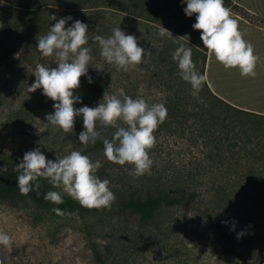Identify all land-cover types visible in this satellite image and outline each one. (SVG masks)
Segmentation results:
<instances>
[{"label": "trees", "instance_id": "16d2710c", "mask_svg": "<svg viewBox=\"0 0 264 264\" xmlns=\"http://www.w3.org/2000/svg\"><path fill=\"white\" fill-rule=\"evenodd\" d=\"M224 5L247 22L264 27V19L232 0H224ZM185 7L183 0H0V107L18 94L17 83L30 68L37 63L55 67V58L43 57L36 48V37L47 34L57 22L51 20L55 15L73 18L66 28L75 20L88 25L85 46L91 49L92 60L87 75L93 83L87 76L80 78L74 95L82 103L74 107H96L104 92L119 95L123 89L134 99L164 103L168 113L154 132L151 170L140 177L128 174L132 165L107 161L102 140L88 145L78 141L82 117L75 118L72 131L56 133L64 132L69 152L77 150L93 162L100 161L95 175L109 180L116 196L110 209L81 207L66 194H61L62 204L46 201L44 195L52 190L44 178L38 180L39 189L33 182V190L22 195L17 186L19 162L3 152L0 138V168H7L0 171V206L28 202L55 218L77 219L52 211L59 208L78 213L76 222L81 224L78 231L83 236L58 239V249L51 244L49 253L28 264H145L142 258L147 252L161 255L165 264H264V114L230 105L207 83L198 97L191 95L190 84L180 78L172 59L178 46L174 41L192 49L201 74H205L208 50L200 32L192 28L195 14L186 16ZM160 25L173 37H161ZM116 27L151 51L140 65L126 71L108 64L92 39L108 37ZM42 92L41 88L35 117L45 119L54 112V102ZM115 130L98 126L108 139ZM239 233L243 235L238 239ZM0 264H8L1 254Z\"/></svg>", "mask_w": 264, "mask_h": 264}, {"label": "clouds", "instance_id": "9594fccd", "mask_svg": "<svg viewBox=\"0 0 264 264\" xmlns=\"http://www.w3.org/2000/svg\"><path fill=\"white\" fill-rule=\"evenodd\" d=\"M186 16L195 14L196 22L192 24L194 30L200 32L203 48L215 57L225 69H238L241 76L255 77L256 64L259 59L254 54V46L244 39L239 29V22L233 18L231 9L225 7L224 0H183ZM71 16L59 18L51 16L57 21L50 26L45 35L36 37L37 51L43 57H54L55 67H48L41 63L35 65L34 82L29 86V92L37 89L52 100L54 112L47 114V122L63 130L65 133L74 128L75 118L82 117L83 131L78 135V141L83 145L95 144L97 140L103 142V155L107 161L124 166L132 165L129 175L140 177L150 172L153 160L149 152L155 146V130L167 118V108L164 103H148L144 98H132L123 89L119 95L104 92L96 107L87 105L76 108L74 104L82 103L74 90L80 87L82 76H87L88 83H93L88 76L89 63L92 60L91 49L86 47L88 25L75 20L69 27H65ZM161 37H173L172 33L159 26ZM181 38L185 36H180ZM98 42L101 57L117 69L128 70L143 62L144 56H150L151 51L138 46L134 35L126 34L120 27L112 29L108 37L96 35L92 38ZM178 44L172 54V59L178 65V75L191 86V95L198 97L199 92L207 83V74H201L192 59V49L184 43ZM122 97V98H121ZM122 122L125 126H120ZM100 128H115L111 139L102 136ZM101 167L100 161L93 162L89 156L73 150L54 161L47 159L37 147L27 151L22 161L16 164L17 186L22 195H27L40 188L38 180L47 179L53 188H61L63 193L77 201L81 207L87 209H110L116 200L110 190V181L101 180L95 173ZM0 171H7L6 167ZM46 201L62 204L63 198L58 191H48L44 195ZM52 211L58 216H75L78 213H65L59 208ZM243 233H239V239ZM11 237L0 230V245L10 247Z\"/></svg>", "mask_w": 264, "mask_h": 264}, {"label": "rangeland", "instance_id": "374dc122", "mask_svg": "<svg viewBox=\"0 0 264 264\" xmlns=\"http://www.w3.org/2000/svg\"><path fill=\"white\" fill-rule=\"evenodd\" d=\"M253 39L252 37L249 42L253 44L254 49H258L259 44ZM259 70L260 68H255V77H244L240 75L238 69H225L211 55L208 83L214 92L223 93L230 100L263 107L264 73ZM33 71L34 69L30 68L29 73L21 78L20 83H17L18 94L11 96L0 107L1 145L3 152L13 154L18 162L22 161L25 152L37 147L47 159L54 161L56 158L69 154L70 147L64 140V132L56 136L59 128L49 127L46 119L35 117L40 89L29 92V86L35 80ZM34 100L36 102L33 103ZM23 128L26 130L22 132ZM167 140L171 142L172 137ZM50 186L52 191L65 194L61 188H53L51 184ZM76 220L72 218L71 222H68L55 218L49 211L33 203L27 202L17 206L2 205L0 206V230L11 237L12 243L10 247L0 245V254L7 259L8 264H12V261H15V264L37 262L42 254L49 253L51 244H53L52 248H59L58 239L68 241L73 236H83L78 231L81 224ZM142 261L145 264H165L164 258L155 252H147Z\"/></svg>", "mask_w": 264, "mask_h": 264}, {"label": "crops", "instance_id": "0c3cea01", "mask_svg": "<svg viewBox=\"0 0 264 264\" xmlns=\"http://www.w3.org/2000/svg\"><path fill=\"white\" fill-rule=\"evenodd\" d=\"M232 2L238 6H241L251 14L255 15L256 17L264 19V0H232ZM232 15L233 18L238 20L239 29L243 33L245 37L244 39L246 41H249L252 40L253 37L254 42H257L259 44V48L254 49V54L259 57L256 67L258 69L260 68L259 71H263L264 73V27L251 24L246 20L242 19L240 16L234 14L233 12ZM210 63H211V54L207 51L205 73L207 74V84L210 87V89L213 91L212 86L210 85V83H208V73H209ZM213 93L236 108L258 114H264V106L254 107L253 104L250 103L241 104L235 100L228 99L223 95V93L218 94L214 91Z\"/></svg>", "mask_w": 264, "mask_h": 264}]
</instances>
